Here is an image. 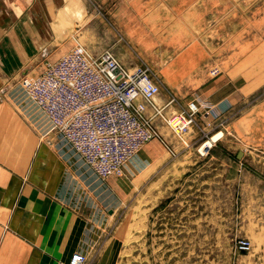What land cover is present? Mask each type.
Masks as SVG:
<instances>
[{
  "label": "rangeland",
  "instance_id": "obj_1",
  "mask_svg": "<svg viewBox=\"0 0 264 264\" xmlns=\"http://www.w3.org/2000/svg\"><path fill=\"white\" fill-rule=\"evenodd\" d=\"M63 29L29 76L80 43L112 51L128 68L146 66L161 101L172 100L167 112L190 101L212 106L183 140L160 127L161 139L142 145L120 175L95 174L114 192L98 242L82 253L86 264H233L241 237L264 264V0H75ZM0 88V106L20 118L34 156L72 154L90 168L19 79L2 72ZM15 164L0 161L1 170Z\"/></svg>",
  "mask_w": 264,
  "mask_h": 264
},
{
  "label": "crops",
  "instance_id": "obj_2",
  "mask_svg": "<svg viewBox=\"0 0 264 264\" xmlns=\"http://www.w3.org/2000/svg\"><path fill=\"white\" fill-rule=\"evenodd\" d=\"M73 1L0 0V73L18 81L45 58L52 34H66L61 28ZM33 50L37 56L29 60ZM33 145L20 118L0 106V161L16 163L12 171L0 167V264H66L74 252L87 254L99 240L114 192L75 155L34 156ZM232 259L259 264L247 253Z\"/></svg>",
  "mask_w": 264,
  "mask_h": 264
},
{
  "label": "built area",
  "instance_id": "obj_3",
  "mask_svg": "<svg viewBox=\"0 0 264 264\" xmlns=\"http://www.w3.org/2000/svg\"><path fill=\"white\" fill-rule=\"evenodd\" d=\"M19 84L59 132L99 177L120 175L124 163L145 143L161 139L160 127L183 140L200 109L209 104L187 103L165 111L158 83L146 66L126 67L110 50L90 53L75 44L36 75H22ZM233 252L247 253V238L233 242ZM67 264H86L74 252Z\"/></svg>",
  "mask_w": 264,
  "mask_h": 264
},
{
  "label": "bare ground",
  "instance_id": "obj_4",
  "mask_svg": "<svg viewBox=\"0 0 264 264\" xmlns=\"http://www.w3.org/2000/svg\"><path fill=\"white\" fill-rule=\"evenodd\" d=\"M15 73V72H14ZM15 79V78H14ZM172 104V103H171ZM221 136V133H216L214 134L211 138L209 139H206V141H204L200 146H199V151H202L204 148L206 147H210L211 146V143L215 140H217L219 137ZM149 168L146 167V171L148 170ZM131 242V241H130ZM252 253V252H251ZM259 255V254H258ZM242 262V261H241ZM252 264V263H251Z\"/></svg>",
  "mask_w": 264,
  "mask_h": 264
},
{
  "label": "water",
  "instance_id": "obj_5",
  "mask_svg": "<svg viewBox=\"0 0 264 264\" xmlns=\"http://www.w3.org/2000/svg\"><path fill=\"white\" fill-rule=\"evenodd\" d=\"M242 154H243L242 151H238L237 152V158H240L242 156Z\"/></svg>",
  "mask_w": 264,
  "mask_h": 264
}]
</instances>
